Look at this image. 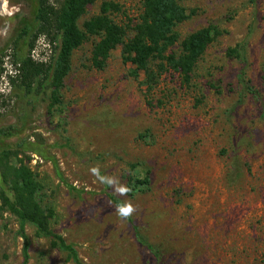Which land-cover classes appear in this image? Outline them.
<instances>
[{
    "label": "rangeland",
    "instance_id": "1",
    "mask_svg": "<svg viewBox=\"0 0 264 264\" xmlns=\"http://www.w3.org/2000/svg\"><path fill=\"white\" fill-rule=\"evenodd\" d=\"M102 1L118 3L110 17L130 35L140 0H93L77 24ZM178 1L188 14L174 27L178 41L205 26L219 33L190 85L167 70L153 90L160 103L149 107L143 74L130 76L119 45L103 69L89 66L98 35L73 50L57 102L49 78L36 91L21 90L8 78L9 58L26 53L36 0H9L20 11L0 16V29L9 28L0 35V192L13 202L5 166H26L40 217L77 259L25 223L23 264H264V0ZM237 43L244 65L225 55ZM29 54L47 60L53 51L39 36ZM240 70L254 94L238 80ZM129 164L148 176L147 188L132 196L90 171L125 184ZM107 194L131 200L136 211L119 217ZM22 242L17 217L0 198V264H21Z\"/></svg>",
    "mask_w": 264,
    "mask_h": 264
},
{
    "label": "trees",
    "instance_id": "2",
    "mask_svg": "<svg viewBox=\"0 0 264 264\" xmlns=\"http://www.w3.org/2000/svg\"><path fill=\"white\" fill-rule=\"evenodd\" d=\"M93 0H36L32 16L33 29L26 44V53L9 58V65L13 74L9 80H16L18 87L24 92L36 91L43 81L49 78L50 93L57 102L63 79L70 70V57L88 36L98 35L97 41L92 44L89 54V66L101 70L106 66L109 52L117 45L123 61L132 65L130 76L136 78L141 71V80L145 104L153 107L160 100L153 102V90L158 86L161 75L167 70L177 73L179 83L189 86L192 73L197 61L203 54L206 46L219 31L212 26L198 28L180 41L174 27L188 17L184 7L178 0H140L137 17L130 28L126 24L115 22L110 15L119 11V5L112 1H102L96 14L84 20L79 26L78 19L85 13L86 7ZM24 32V31H23ZM26 32V31H25ZM42 36L53 51L52 57L47 60L34 59L29 51L37 37ZM225 55L228 59H235L245 64L244 52L237 43L227 47ZM238 80L245 89L254 94L255 91L248 84L244 73L240 70ZM146 132L139 137H146ZM10 187L14 192V201L11 202L2 192L0 198L7 210L18 220V234L22 238V262L27 259L28 239L23 231L25 223L34 227V234L39 237H48L56 240L59 248L66 250L77 262L76 253L70 244L64 243L61 236L49 229L40 217V211L35 201L37 185L32 179L30 170L24 165H7ZM134 164L128 165L125 176L132 196L136 191L147 188L148 176L133 174ZM132 172V173H131ZM6 177V176H5ZM110 202L115 206L120 202L117 198L107 194ZM136 239L149 250L147 244L136 232Z\"/></svg>",
    "mask_w": 264,
    "mask_h": 264
},
{
    "label": "clouds",
    "instance_id": "3",
    "mask_svg": "<svg viewBox=\"0 0 264 264\" xmlns=\"http://www.w3.org/2000/svg\"><path fill=\"white\" fill-rule=\"evenodd\" d=\"M19 11L20 9L18 6L9 7V0H0V16L11 17ZM8 34L9 28L8 25H5L3 29H0V35H3L5 38H7ZM90 171L92 172V174L98 177L100 182L112 187L113 191L120 196H126L131 191V188H129L125 184H122L118 178L101 175L98 167H92ZM116 211L119 217L128 219L136 211V206L132 203L131 200H124L122 203L116 206Z\"/></svg>",
    "mask_w": 264,
    "mask_h": 264
}]
</instances>
